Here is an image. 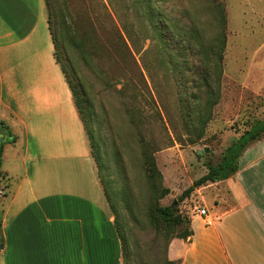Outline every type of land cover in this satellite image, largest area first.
Here are the masks:
<instances>
[{"label": "rangeland", "instance_id": "obj_1", "mask_svg": "<svg viewBox=\"0 0 264 264\" xmlns=\"http://www.w3.org/2000/svg\"><path fill=\"white\" fill-rule=\"evenodd\" d=\"M47 3L56 58L103 166L125 264H178L168 258L170 241L190 229L192 208L208 193L189 188L264 120V0ZM209 97L216 102L204 121ZM19 151L0 155V220L21 174L9 162ZM254 165L259 192L263 156ZM170 205L183 224L157 216L156 207Z\"/></svg>", "mask_w": 264, "mask_h": 264}, {"label": "crops", "instance_id": "obj_2", "mask_svg": "<svg viewBox=\"0 0 264 264\" xmlns=\"http://www.w3.org/2000/svg\"><path fill=\"white\" fill-rule=\"evenodd\" d=\"M0 122L12 132L2 154L19 149L9 162L21 166L0 220V264H123L114 216L55 57L46 0H0ZM256 151L264 158V139L243 152L233 175L202 187L213 219L192 217V234L170 241V260L264 264V186H255L263 176L250 172Z\"/></svg>", "mask_w": 264, "mask_h": 264}, {"label": "trees", "instance_id": "obj_3", "mask_svg": "<svg viewBox=\"0 0 264 264\" xmlns=\"http://www.w3.org/2000/svg\"><path fill=\"white\" fill-rule=\"evenodd\" d=\"M46 5H47V9H48V26H49V30H50V33L52 36L54 49L56 51V40H55V37L53 35V31L51 28L52 14L50 13L47 0H46ZM55 57H56V54H55ZM56 60H57V58H56ZM62 71H63V69H62ZM63 74H64V71H63ZM64 77H65V74H64ZM65 79H66V77H65ZM66 82H67V84L70 88V91L72 93L73 102H74V105H75L76 110L78 112L79 118L82 122L84 132L86 135V139H87V141L88 140L92 141L91 135H90L89 130L87 128V123L82 116V113H81V111L77 105V102L75 101V98H74L75 97V91L71 87V85L69 84L67 79H66ZM215 102H216V98L214 99V97H209L206 100V102L204 104V109L207 110V115H205V117L203 118L204 121H207L209 119L210 110L213 107ZM0 126H2L3 129H7V127H5L2 122H0ZM262 139H264V120H255L249 125V127L246 130L243 131V133L240 134V136L238 138H236V140H234L228 147H226V149L222 153V156H221L219 162L216 165H209L208 166V172L204 176H202L201 178L196 180L193 183V185L189 188L188 191L193 190L195 187L205 185L207 182H215V181L224 180V179H227L228 177H230L231 175H233L238 169V159L243 154V152L250 145H252L258 141H261ZM8 140L10 142L13 141V137L10 135V138ZM4 143H6V142H4ZM89 145H90V143H89ZM89 147H90V153H91V155L95 161L96 167H97L100 183L102 185V188L104 190V194H105L106 199H107L108 204H109V196H108L105 181L103 178V166L99 160V156L97 155V152H95L94 149H92V147H94V145H90ZM1 152H2V146L0 147V155H1ZM154 165H155L154 161L151 160V163H149V169L154 168ZM173 205H174V203H173ZM173 205L166 206V207H156L155 212L164 224L181 225V224H183L184 218L177 212V209ZM109 206H110V204H109ZM186 223H188V225H190V220H188V222H186ZM0 227H1V221H0ZM115 228H116V232H117L119 239H120V242H121L123 264H125V262H124V252H125L124 238H123L122 233L118 229V227L115 226ZM191 234H192V232L189 229V230H185V232H183V234H181L180 236H177V237L180 239H186ZM172 263H173L172 261H168V264H172Z\"/></svg>", "mask_w": 264, "mask_h": 264}, {"label": "built area", "instance_id": "obj_4", "mask_svg": "<svg viewBox=\"0 0 264 264\" xmlns=\"http://www.w3.org/2000/svg\"><path fill=\"white\" fill-rule=\"evenodd\" d=\"M192 215L203 220L204 223L208 224L212 221V216H210L207 208L202 205H194L192 208Z\"/></svg>", "mask_w": 264, "mask_h": 264}, {"label": "water", "instance_id": "obj_5", "mask_svg": "<svg viewBox=\"0 0 264 264\" xmlns=\"http://www.w3.org/2000/svg\"><path fill=\"white\" fill-rule=\"evenodd\" d=\"M9 136V133L7 130H4L1 126H0V143H2L3 141H5Z\"/></svg>", "mask_w": 264, "mask_h": 264}, {"label": "flooded vegetation", "instance_id": "obj_6", "mask_svg": "<svg viewBox=\"0 0 264 264\" xmlns=\"http://www.w3.org/2000/svg\"><path fill=\"white\" fill-rule=\"evenodd\" d=\"M4 142H5V141H3L2 143H0V147L4 145Z\"/></svg>", "mask_w": 264, "mask_h": 264}]
</instances>
